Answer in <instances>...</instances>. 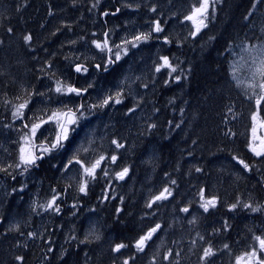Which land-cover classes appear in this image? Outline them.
Here are the masks:
<instances>
[{"label":"trees","instance_id":"1","mask_svg":"<svg viewBox=\"0 0 264 264\" xmlns=\"http://www.w3.org/2000/svg\"><path fill=\"white\" fill-rule=\"evenodd\" d=\"M72 1L76 0H0L1 107L18 97H29L32 108L37 106V94L51 90V78L42 75L39 68L56 46L61 45L53 60L61 63L63 51L73 41V49H84L92 40L103 41L108 31L110 43L111 24L101 20L105 13L120 11L119 0H106L101 5H94V0L71 5ZM170 1L182 4L188 0ZM119 13L111 15L118 19ZM204 23L207 26L197 36L189 35L188 40L176 41L162 34V52H156L153 43L132 49L131 63H140L145 75H150L139 103L111 101L93 108L87 125H80V132L87 128L89 136L116 137L123 145L117 148L110 144L121 151L115 161L109 152L107 163L121 171L128 169L124 182L112 184L106 191L107 182L98 181L86 186L80 197L69 193L58 205L64 210L59 211V225L45 228L43 240L25 241L22 223L14 225L24 209L18 202L25 204V200L15 199L13 215L12 199L1 203L0 264H123L125 260L128 264H161L165 250L170 255L166 264H237L238 257L259 249L254 237H264V156L249 148L248 117L245 121L237 118L239 112L245 110L249 116L255 109L246 88L241 87L253 69L249 66L235 78L231 47L264 39V0H220ZM26 35L32 39L26 42ZM160 53L168 57L171 68L157 71L162 65L158 63ZM102 54L105 57L107 52ZM117 69L118 62L112 74L101 73L91 81L72 73V82L78 88H87L88 83L113 86ZM48 97L56 96L51 93ZM100 104L97 101L94 105ZM7 113V109L0 111L2 122L8 120ZM15 119L12 123L18 122L17 129L20 120ZM229 130L231 134L226 135ZM63 153L64 158L69 154L67 150ZM76 160L79 157L72 165H81ZM47 164V168L42 164L33 169L41 175L44 196L50 195L51 189L68 191L56 176L57 168ZM165 188L172 194L156 200ZM213 197L216 206L204 211L201 205ZM245 204L250 207H243ZM184 208L189 211H182ZM89 216L102 228L98 235L88 233ZM112 220L117 227L111 225ZM157 224L161 227L144 250H137L136 241ZM118 244L126 247L114 251ZM208 247L214 255L204 258ZM17 256L23 260H16Z\"/></svg>","mask_w":264,"mask_h":264},{"label":"rangeland","instance_id":"2","mask_svg":"<svg viewBox=\"0 0 264 264\" xmlns=\"http://www.w3.org/2000/svg\"><path fill=\"white\" fill-rule=\"evenodd\" d=\"M105 1L106 0H94V5H101ZM97 2L99 3L97 4ZM119 2L120 13L118 15V19L116 17H113L109 13V15H107L104 20H101L102 22L108 21L111 24L109 27V29L112 30L110 39L112 48L111 56L117 51L114 45H120L119 55L121 58L116 61L118 62V69L113 75V80L116 81V84L113 86L102 85L101 87H96V83H90L92 85V87L90 88L91 91L88 96L82 101V104L85 106V116L78 122V124L76 125V132L70 138V141L73 140V153L79 155V159L86 164L84 166L90 167L101 156L105 157V159L101 162V166L96 169V174L94 177L87 175L84 171V167H82L81 165H72V163L69 165L68 162L71 159L62 157V150L70 141L65 142V146L63 148H58L51 152L42 151L43 148L49 147V143L45 140V137H47L50 141L56 135V131L54 129H57V125L54 121L44 125L37 132L36 137L31 136L30 128L32 122L38 123L39 119L41 118L47 120L53 112L60 113L67 108H72L75 110L76 106L79 105L80 100L78 99V97L77 101H74L72 98H70L71 96H73L72 93H56L55 88L57 86V81H61L65 87L70 86V79L72 76L71 67H73L76 63L82 62L87 63L91 66L92 64L99 62L103 63L104 66L108 64L106 62L104 54H102L100 49L96 48L95 44L93 43V41L95 40H92L91 44L88 47H85L84 49H73L74 43L73 45H68L61 55V63L53 60V54L58 53L59 47H61V45L56 46V48L54 49V53L47 59H45L39 68V72L42 75L51 78V90H41L39 93H44L43 96L37 94L35 101L37 106L35 108H32L29 97H18L16 99L11 100L10 103H7L5 106H0V111L7 109V116H9L8 120L5 122H2V119H0V130L2 131L0 132V135H2L0 136V151L4 149V144L6 143L5 141L8 137V130L12 128V131H14L15 126L18 123H12L13 120H16L13 116V113L16 111V108L20 103H23L25 100H27L28 108L23 109L24 115L19 117V119H22L24 117L26 119L22 120L24 121L23 124L21 122L19 123V143L17 145L16 160L21 163V155H35L36 152H38V154H46V160L44 162L45 164L43 163V165H46V167H48L47 162H50L52 168L55 169L56 163L58 162V173L56 176L60 181L65 184L64 188L66 187V189L68 190L65 191L62 189H51L49 192L51 194H46V196H44V194L41 192L42 180L39 174L36 171H33V166L28 171L24 172V175H22V183L21 185H18L16 187V191H21L24 189L27 190L28 193L25 198V204L18 202V204L21 205L22 208L25 207V209L22 211V215H19V218L14 221V225L22 223V225L26 229V232L21 231V235L24 236L25 241H29L31 238L43 240L45 228H54L57 224L59 225V217L61 216V214L59 216L58 212H63V208H58L60 199L62 201H66V198L68 197L69 193L76 195L77 197H80L81 194H85V191H80V187L85 183L86 186H92L95 185L98 181H106V191H108L112 184L124 182V178L120 179L117 176V173H120L122 171L118 170L117 166H115L113 163H107L109 152L110 157L115 156L117 159V152L121 151L120 149L117 150V148L113 149L110 145L113 144L112 141H117V138L110 137L107 139H103L104 134L89 136L87 135V128H84L78 135L76 134L78 133L80 125L82 123L87 125V121L90 120L89 118L92 116L93 111V107L90 106L94 105L97 101L101 103L102 100L106 99L108 96L111 95L113 96V103H115L114 101L116 99H119L121 102L116 104H122L127 100V97L124 93L126 91H129L131 92L129 98H132L133 100L131 104L139 103L140 98L142 96V94L140 93L141 84L139 82H142L144 80V75L147 74V71L143 69V66L140 63H131L130 56L132 53V49L138 48L140 45H149L153 43V48H155L156 52H162L159 42L162 34L170 35L174 37V40L176 41L188 40L189 35L193 37L197 36L198 34H191L195 32L197 24L193 23L192 21L185 20L186 16L192 15L194 7H199V5L196 4V0H188L182 4H179L180 1L171 2L170 0H119ZM79 3H81V0L70 2L71 5H76ZM219 3L220 0H215L213 6L209 8L208 16L215 12L216 6ZM152 9H155V11H152ZM157 21L163 29L162 32H152V36L146 41L137 42L133 39L135 36L141 33L150 32L155 27V23ZM205 21L206 19H204V22ZM124 40L132 41V43L136 46L133 47L132 44L122 43ZM262 44H264V39H262L261 42H258L256 44L241 45L239 43V45L235 49L231 47V50L233 51V60L231 62L233 76L235 78H238L241 72H245L246 70L248 71L249 66L253 69L251 77L247 79L245 76L243 79V83L241 84V87L244 89L246 88L247 90V99H249V96L253 95L254 91H259V89L254 90L251 85H253L254 83L262 82L258 74L260 60L264 59V55H262L261 52L258 51ZM253 46L256 47L253 48ZM159 55L160 58L158 63L163 64L164 61L161 62L160 60L162 57L166 56H163L162 53H160ZM90 73L91 72H81V76L91 81L93 77L89 76ZM175 80L178 81L179 79L177 80L175 78ZM143 87L144 85H142V88ZM51 93L56 97H48L49 94L51 95ZM117 93H119V95H116ZM65 105L67 106L66 108ZM245 112V110L239 112L237 118L245 121L248 117L250 121L251 131V139L249 145L257 146L261 142L259 138H262V127L259 126L260 118L258 116L257 120L254 121L251 119V115L247 116L244 114ZM213 117L217 119V113H214ZM61 118L62 116H60V120ZM26 124L28 125L27 128L25 127ZM254 126L258 129L256 133L258 139L255 140L253 139L252 133V128ZM38 142H45L47 145L41 144L37 146V148H35V145L38 144ZM134 144L136 145V143ZM22 149L24 150L23 152L21 151ZM89 152L93 153L91 154ZM63 154L65 155V153ZM57 159L59 160L57 161ZM105 171L108 173L106 176L104 175ZM4 185L6 184L4 183ZM2 189L3 186L0 185V204L2 203L3 205V203L8 202L9 199H12L13 205L11 206L15 207V199L17 201L23 200V197L21 196L13 198L8 197L7 192L2 191ZM53 197H55V204L53 205V208H48L47 206L53 201ZM56 208H58L59 211H56ZM1 218L2 217L0 216V223L3 221V218L2 220ZM130 219L131 220L129 222L132 224L133 219ZM87 220L88 233H95L98 235L102 230L101 226L98 225L96 220L90 216L87 217ZM110 223L113 227L118 226L116 220H112L110 221ZM30 233H34L35 235H29ZM91 240H95V238L91 237ZM53 246L54 245L50 246V250H52ZM169 256L170 255L167 250L162 251L161 264H166V261ZM165 257H167V259H165Z\"/></svg>","mask_w":264,"mask_h":264},{"label":"snow or ice","instance_id":"3","mask_svg":"<svg viewBox=\"0 0 264 264\" xmlns=\"http://www.w3.org/2000/svg\"><path fill=\"white\" fill-rule=\"evenodd\" d=\"M215 0H196V4L199 5V7H194L193 9V13L192 15L186 16L185 20H189L192 21L193 23H196V30L194 33H191L192 35H195L196 33H198L201 28L206 27L207 25L204 23V19L207 18L208 13H209V8L213 6ZM255 6V5H254ZM117 12H119V9L116 10ZM152 11H155V9H152ZM112 15H115V13H111ZM105 15H109V13H105ZM9 32L12 31L11 28L8 29ZM163 29L161 28L159 22L157 21L155 23V27L148 33H141L137 36H135L133 39L137 42L139 41H146L148 40L151 36H152V32H156V33H160L162 32ZM107 33H105V39L103 41H93V43L95 44L96 48L100 49L101 52L107 51L109 53H112V48L108 47V39H107ZM23 39L27 42L30 41L32 39L31 35H26L23 37ZM165 41L167 42V38L165 37ZM72 43H75V41H73ZM122 43L124 44H132L133 47H135L136 45L132 43V41L129 40H124ZM114 47L117 49V51L115 53H113L112 56H110L109 59V63H115V61H118L121 57L119 55V50H120V45H114ZM256 46H253V48H255ZM258 51L261 52L262 55H264V44H262L260 46V49H258ZM164 63L162 65H160V68H164V67H169L171 68V64L169 63V59L168 57H162L161 58ZM97 68H100L101 65H96ZM160 68H157V71L160 70ZM105 71L107 70L106 68L104 69ZM75 71L77 73L80 72H87L88 69L86 67H83L82 65H77L75 68ZM172 71H176V69H172ZM258 74L260 76V79L262 82L260 83H254L253 85H251L253 87V89H259V91H254L253 95L249 96V100H254V104H255V109L251 115V119L252 120H257V117L260 116V120H259V126L260 127H264V116L261 115V113H264V59L260 60V66L258 68ZM254 78H255V74H254ZM176 79H180V77H176ZM92 87L91 84L88 85L87 88H76V87H72V86H67L65 87L64 84L61 81H57V86L55 88V92L56 93H74L76 96H80L82 93H86L88 92V90ZM38 95L43 96L44 93H38ZM116 95H119V93H117ZM110 101H113V96H108L106 99L102 100L100 105H91L90 107H103L105 105H108ZM115 103H120L121 101L119 99H116L114 101ZM67 106L65 105V108ZM28 108V101L25 100L23 103H20L18 105V107L16 108V111L13 113V116H23V109ZM84 108L85 106L83 104L76 106L75 110L72 109H68L67 111L64 112H53L52 115H50L48 117L47 120L44 119H39V122H32L31 124V128H30V134L32 137H36L37 132L46 124H49L51 122H55L57 125V129H54L56 131V135L53 137L52 140H48L47 137H45V140L48 141L49 143V147H45L42 149L43 152H51L55 149L58 148H63L65 146V142L70 141V138L72 137V135L76 132V125L78 124V122L84 118L85 116V112H84ZM129 111H132V109H129ZM229 111H232L231 109H229ZM60 116H63L65 119L64 121L60 120ZM25 127L27 128L28 125L26 124ZM258 129L257 127H253L252 128V133H253V139H258V137L256 136ZM43 134V133H41ZM227 134H231L230 130L229 133ZM260 139V148L259 150H257V148L253 145H249V147L251 148V150L255 153V155L257 156H264V138H259ZM54 141V142H53ZM113 144L116 145L117 148L123 147L122 144L118 143L117 141H112ZM22 152L24 151L23 149L21 150ZM37 159H39V157L35 156L34 154H27V155H21L20 160L21 163H23L24 165H34L37 161ZM75 159V157H74ZM105 159L104 156H101L98 160L95 161L94 164H92L90 167L88 166H84L83 162L80 160H76V163H80L82 165V167H84V171L87 175L94 177L96 174V169L99 168L101 166V162ZM112 161L116 160L115 156L111 157ZM73 161L69 160V164H71ZM240 164H242L245 168H248L249 165L245 164L243 160L239 161ZM20 165L18 164L17 167H19ZM26 170V169H25ZM196 171H200L199 168L196 169ZM128 173V169L124 168L122 172L117 173V176L120 179H123L124 176H126ZM108 173L105 171L104 175L106 176ZM173 184H175V181H172ZM86 190V183L84 185H82L80 187V191L84 192ZM172 193L165 188L163 192L160 193L159 196H157L155 199L156 200H162V199H167L168 196H170ZM55 204V197H53V201L51 203L48 204V208H53V205ZM149 207H151V205H148ZM216 206V199L215 197L208 199L205 201V203H203L201 205V207H203L204 211H208L209 207H215ZM243 207L245 208H249L250 205H243ZM232 208H236V205H232ZM56 211H59L58 208L55 209ZM252 211H258L257 208H252ZM182 211L184 212H188L189 209L188 208H184L182 209ZM160 225L157 224L154 228H151L147 234L141 236L137 241H136V247L137 250L139 251H143L144 247L146 245V243L152 239L153 235L160 229ZM29 235H35L34 233H30ZM201 239H203V237H201ZM254 240L258 242L259 244V249L253 248L251 250V252H246L244 254V256L238 257L237 258V264H253V262L255 261V264H264V237L261 236H256L254 237ZM126 247V245L124 244H118L116 245L114 251H119L121 248ZM225 248L228 247V245H224ZM259 253V254H258ZM212 255H214L213 250L211 247H208L204 250V258L206 257H211ZM247 258V259H245ZM165 259H167V257H165ZM16 260L22 261L23 257L21 256H17ZM123 264H128V261L125 260L123 262Z\"/></svg>","mask_w":264,"mask_h":264},{"label":"flooded vegetation","instance_id":"4","mask_svg":"<svg viewBox=\"0 0 264 264\" xmlns=\"http://www.w3.org/2000/svg\"><path fill=\"white\" fill-rule=\"evenodd\" d=\"M88 67H89V65H88ZM90 68H91V66L89 67V69L87 71V72H91L90 75H89L90 77H94L96 75H99L100 72L103 73L102 75H104V74L105 75H110V74L113 73L112 69L108 71V72H111V73H108V72H105L104 73V71L102 70V67H101V70L102 71L101 70L100 71H94L95 69H91L90 70ZM149 80H150V75H144V80L142 82H139L141 84V89H142V85H144L143 89H146V84H147V82ZM70 86H74V85H71L70 84ZM124 94L127 97V101L126 102H129V101L130 102H133L132 98H129V95H131V92L126 91ZM143 94H144V92H143ZM77 97H78L79 100H81L79 98V96H76V95L71 96L70 98H72L74 101H77ZM68 109H72V108H67L64 111H67ZM72 110H74V109H72ZM19 117L20 116H17L15 118H18L17 120H20V122L23 124L24 121H22V120H24L26 118L24 117L22 119H19ZM259 118H260V116H259ZM3 122H5V121H3ZM25 122H26V120H25ZM19 128L15 129L14 131H12V128H10L8 130L9 131L8 132V138L6 139V141L10 142L11 144H6L5 143L4 144V149L0 151V166L3 167V170H2L3 173L0 172V185L3 186L2 191L7 192L8 197L13 198V197L21 196V197H23V200H25V198L27 196V193H28L27 190L24 189V190H21V191H16V187L18 185H21V183H22V175H24V172L28 171L32 166H33V169H35L38 166H41L45 162V160H46V154H44V153H39L38 154V152H36L35 155L37 157H39V159H37V161H36V163L34 165H24V164L19 163L16 160V158H17V145L19 143V140H18V133H19L18 130H19ZM3 132H5V131H3ZM79 133L80 132L78 131V133L76 135H78ZM261 133H262V136H263V134H264V127H262ZM71 142H73V141L71 140L65 146V148L62 150V157H63V152L65 150H67L69 152V155H67L68 156L67 158L68 159H71L73 161V160L77 159L79 157V155L76 154V153H73V150H72L73 143H71ZM41 144L47 145L45 142H38V144L35 145V148H37V146H39ZM255 147L257 148V150H259L260 144L257 145V146H255ZM70 154H71V156H70ZM74 157H75V159H74ZM18 164L20 165L19 167H17ZM56 168H58V162L56 163ZM2 174H3V176H2ZM4 183L6 185H4ZM24 209H25V207H24ZM11 211H12L11 212V215H13L15 213V208L14 207H11Z\"/></svg>","mask_w":264,"mask_h":264},{"label":"bare ground","instance_id":"5","mask_svg":"<svg viewBox=\"0 0 264 264\" xmlns=\"http://www.w3.org/2000/svg\"><path fill=\"white\" fill-rule=\"evenodd\" d=\"M116 10H117V9H116ZM114 13H115V15H116L118 12L115 11ZM107 32H108V31H106L105 33H107ZM105 33H104V35H105ZM72 40H73V39H72ZM72 40H71V41H72ZM75 43H76V41H75ZM110 56H111V55L108 56V55L105 54L106 62H107L108 64H106V65L104 66V64H103V63L100 64V62H99V63H94V64H92L90 70H91V69H95L94 71H100V70H101V67H102V70L104 71V73H105V72H108L109 70H111V69L115 66V64H116L117 62L115 61V63H109V59H108V58H109ZM79 63H82V62H79ZM76 64H77V63H76ZM82 64H84L85 67H86L87 69H89V67H90L89 64H87V63H82ZM88 65H89V67H88ZM96 65H101V67H100V68H97ZM71 68H72L71 70H72V73H73V74H75L76 76H77V75H81V73H77V72L74 70V66L71 67ZM105 68L107 69L106 71L104 70ZM102 70H101V71H102ZM92 71H93V70H92ZM112 71H113V70H112ZM93 73H94V72H93ZM108 73H111V72H108ZM94 74H95V73H94ZM100 74H101V72H100ZM102 74H103V73H102ZM95 75H96V74H95ZM104 75H105V74H104ZM73 76H74V75H72V76H71V79H70V81H71V82H70L71 85H73V82H72V78H73ZM96 76H98V75H96ZM79 77H80V76H79ZM99 77H101V76L99 75ZM102 79H103V77H102ZM108 83H109V82H108ZM74 86H75V85H74ZM75 87H76V86H75ZM237 87H238V86H237ZM76 88H78V87H76ZM82 88H84V87H82ZM240 91H241V90H240ZM88 93H89V92L82 93V94L79 96V98L81 99V100H80L81 102L79 103V105L82 104L83 99H85V98L88 96ZM246 100H247V99H246ZM247 102H248V101H247ZM126 103H127V102H126ZM129 103H131V102H129ZM243 103H244V102H243ZM241 105H242V104H241ZM97 119H98V118H97ZM79 132H80V128H79ZM104 138L107 139V136H104ZM72 141H73V140H72ZM71 143H73V142H71ZM71 145H72V144H71ZM74 145H75V144H74ZM69 149H70V148H69ZM74 150H75V149H74ZM73 152H74V151H73ZM66 153H67V152H66ZM71 153H72V152H71ZM68 155H69V154H68ZM44 156H45V155H44ZM70 156H71V154H70ZM70 156H69V157H70ZM67 157H68V156H66V158H67ZM63 158H64V157H63ZM63 158H62V159H63ZM58 160H59V159H57V161H58ZM60 160H61V158H60ZM64 160H65V159H64ZM67 160H68V159H67ZM53 161H54V160H53ZM10 162H11V161H10ZM46 162H47V161H46ZM37 163H38V162H37ZM48 163H49V162H48ZM52 163H53V162H52ZM60 163H61V162H60ZM44 164H45V163H44ZM50 164H51V163H50ZM45 166H46V165H45ZM45 166H44V167H45ZM47 166H48V165H47ZM49 166H50V165H49ZM51 167H52V166H51ZM46 168H47V167H46ZM48 169H49V168H48ZM46 170H47V169H46ZM46 170H45V171H46ZM0 171H2V170H0ZM42 171H43V170H42ZM1 173H3V171H2ZM2 176H3V174H2ZM40 176H41V175H40ZM1 178H2V177H1ZM43 181H44V180H43ZM59 181H60V180H59ZM59 181H58V182H59ZM43 185H44V184H43ZM59 188H60V187H59ZM0 195H1V194H0ZM63 211H64V210H63ZM57 216H58V215H57ZM59 216H60V215H59Z\"/></svg>","mask_w":264,"mask_h":264},{"label":"water","instance_id":"6","mask_svg":"<svg viewBox=\"0 0 264 264\" xmlns=\"http://www.w3.org/2000/svg\"><path fill=\"white\" fill-rule=\"evenodd\" d=\"M104 37H105V35H104ZM105 39V38H104ZM108 47L110 48V44H108ZM107 52V51H106ZM107 55L109 56L110 55V53L109 52H107ZM78 65V64H77ZM76 65V66H77ZM79 65H82L83 67H85V65L84 64H79ZM76 66H74V70H75V68H76ZM72 87H74V86H72ZM64 117L62 116V118H61V121H64Z\"/></svg>","mask_w":264,"mask_h":264}]
</instances>
